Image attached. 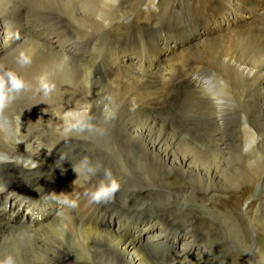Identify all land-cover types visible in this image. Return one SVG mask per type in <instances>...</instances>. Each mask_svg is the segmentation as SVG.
I'll use <instances>...</instances> for the list:
<instances>
[{
	"label": "bare ground",
	"instance_id": "bare-ground-1",
	"mask_svg": "<svg viewBox=\"0 0 264 264\" xmlns=\"http://www.w3.org/2000/svg\"><path fill=\"white\" fill-rule=\"evenodd\" d=\"M191 1L192 0H190V3L193 4L192 2L194 0ZM203 1H199L201 2L198 11V13L200 12V19L203 21L209 19L210 23L207 28L212 30V32L216 29H225L224 32L213 33L210 37L209 35L208 37L204 35L201 41L197 39L199 42L194 40L185 44H179L175 41L171 42L165 34L163 38H161L160 35H153L152 38L149 35L148 37L145 36L147 43L149 42V45L157 48L155 52L158 54L157 61L153 60L154 62L151 64L148 62V55H142V64L139 66L138 58L133 61L132 57H128V50L124 52L119 50V55L122 58L128 57L126 64L120 65V68L124 70V72H118L116 75L115 68L112 67V62L111 64H101L100 67H104V75L98 76H95L90 71L93 59H88L90 62L89 64H79L63 55L51 52L50 48L39 45L36 40L39 34H46L53 37L55 41L61 42L63 45L70 40L67 46L70 44L78 46L77 35L82 31L78 26L68 22L63 25L62 22H60L62 26H58L59 24L54 25L52 22H49L54 19L45 15H39V12V14H37L36 7L32 6L33 3L30 12H26L19 7L9 8L8 6L6 11L5 9L4 11H0V63L9 58L11 59L20 46L32 44V48L36 53L40 49L43 55L46 57L51 56L56 60L57 68L53 75L54 77L70 76L73 73V67L80 68V66H82L86 70L87 78L97 82L110 83L113 85L127 84L128 86H136L137 84L146 88L142 90L151 93V95L154 94V88L148 90V87L151 85L154 86L155 90L158 91L157 96L155 97V94L153 96V100L155 99L156 101L151 99L150 102L153 103L152 106L154 108L157 107V110L168 107L165 104L166 99L171 97L169 96L170 94L178 90H182L184 93L187 92V94L191 91L199 95L205 93V90L208 88V83L200 74L201 70L199 67L203 65V62L200 60H202L208 45L216 42L223 43L224 47L218 54V61L222 67H236L234 72L237 75V83H234L233 87L230 88H232L236 94L237 106L244 115L242 118L249 124L255 122L254 124H258L261 129L254 128L249 139L244 138L243 135L236 130L235 135L231 136L230 132L232 129L229 128L227 124L228 115L226 113L229 108L227 106L224 107L223 103L220 101L221 98H210L206 105V128L202 133H193L192 137L195 135L196 139L194 138L195 140L193 141L191 151L187 149L184 150L188 145H181V143L176 140V137L154 136L150 131L157 124L156 119V122L149 125L148 129H138V126L135 127L130 124L128 128L125 130L123 129V133L127 145L137 149L141 153L139 157L144 159L142 161L153 164L152 167L156 172L155 180L161 181V184L149 183L151 184L149 187L161 190L163 195L166 194L165 196L168 197V200L171 199L175 208L182 214L191 205L204 204L205 211H207L216 222V225H213L216 227L215 231L209 230L208 227L205 229L210 239L212 236H219V238H214V245H211L202 234L198 233L197 226L192 219L183 223L181 226L182 234L175 235L179 240L181 239V245L175 248V251L178 253L175 260L170 264H227L229 254L232 255L234 253L231 251L224 252L221 249L226 243L237 247L242 255H236H239L242 259L245 258L248 264H264V198L262 197L264 194L262 190L264 189V132L262 131L264 130V67L257 66L258 59L264 58V4L260 6V0L248 1L250 4L245 5L250 9L245 8L237 10L233 15L230 13L231 16L237 17L233 20H229L228 26H225L223 22L218 26H213L212 23L215 22L208 15L209 10H207L205 5L207 3L203 4ZM195 2L198 3V0H195ZM173 4L178 5V7L175 8L174 5V9L172 10L168 8L170 4L165 6L160 0H114L113 2L105 3L102 7V9L106 8L107 13L104 19L105 23L101 26L105 31L103 35L113 39L114 43L121 42L122 44L125 40H132V36L130 40L128 38L130 33L134 32L140 34L141 31L139 26L141 25H150L151 31L154 32L152 23L157 26L162 24L166 30L167 26L170 25L169 20H175L178 15L180 17L185 11L187 12V8L190 6L186 0L185 3L179 0H173ZM240 4L241 3H239V5ZM195 5L198 6L199 4ZM219 6L222 7L220 4ZM192 8L193 7H191V10H193ZM259 9H262V11H260L257 16L254 13L256 17H253L254 15L250 13V11L255 10L256 12ZM196 11L197 10H195V12ZM52 14L53 13H51V15ZM182 17L186 18L185 16ZM165 18H168V20H166L167 24L163 23V19ZM56 19H58L57 16ZM175 21L179 22L180 19L179 21L177 19ZM237 21L244 23L240 24L238 22L239 24L237 23L238 25L234 26ZM42 27L46 30L41 31ZM205 31L206 30H204V32ZM86 37L88 38V36ZM199 38L201 37L199 36ZM246 38L251 41L250 44H239L240 41ZM84 39L87 40L85 37ZM134 40L136 42L139 40L137 45H133L138 46L140 40L143 39L138 37ZM130 44L132 45V43ZM164 44V54L159 53V51H161L160 48H162ZM79 49L83 48L79 47ZM193 54H199L200 58L198 59L200 60L197 61L198 63L193 58ZM190 66L195 67V70L188 73L186 70ZM133 67L137 69L140 68L139 70L142 71L141 76H139L140 74H136L137 70H133ZM18 70H21V72L23 71L22 74H35L36 71L35 67H21ZM40 70L41 68H39V71ZM33 88L37 93H45L36 81L33 84ZM157 100H159V102H157ZM78 101L76 103H78ZM97 101H99L98 98L94 103L84 105L82 109H78L75 112L71 110L70 116H72V118L69 120L70 122H59L58 125H56L55 131H53L54 139L50 144L44 143V140L40 138L41 136L34 134L35 132L33 133L32 130V133H28L30 123L26 116L9 117V114H7L9 106L7 105L2 116H0V126L3 128V130L0 131V144H5L4 147L7 148L9 152L7 154L8 156H6L7 158L4 157L3 154H0V183L8 180L9 173L6 171V167L10 165L11 162H13V164H11L12 166L23 164L27 158L34 162V164L36 162V164L47 162L46 167L43 169H40L41 167H35L29 170L27 176L28 180L30 182H37L41 177H46L47 175L52 176V183L61 189L60 194L64 193L68 195L69 208L75 214H78L83 208L92 205L90 193L94 191L99 182L104 179L105 172H110L112 177L115 178L120 185L117 191L118 194L108 201L97 204L107 203L110 206L114 205L117 210H121L125 213L132 211L133 214H140L145 217H150V215L153 217L155 216V219H139V223L131 226L132 234L127 235L119 231V227L115 226L112 221H108L107 225L99 227L92 223L77 219L75 216H68L64 214V211L50 219L38 223L26 219L25 212L21 214L17 222L7 223L6 219L1 217L2 213L0 212V253L9 248L14 238H16L18 241L14 246L18 251L16 252L22 256L27 255L26 249L30 246L34 254L41 255L47 260V264H89L69 254L57 255V250L59 252L66 246L69 233L76 229L79 232L81 242L85 244L89 242L90 245L88 249L97 250L98 252L113 251L116 255L121 257V264H159L154 260V255L149 256L143 249L142 242L134 238V235L138 234V227H140L142 230L141 234L145 237V245L151 246L152 249H154L158 241L159 243H167L165 240H167V235L170 231L162 234V230L166 225L179 226L174 223L175 220H173V218L166 219L163 213L164 211L156 209L157 207H155L153 201L147 199V192L144 190L143 186L142 188L133 187L135 178L128 169L114 170V168L108 170L107 167L97 169L94 175H90L88 172L84 176H80L81 178L76 186L71 183L70 177L66 176L67 170H73L74 166L76 168L77 163L81 164V160H83L87 152L97 150L102 154V159L106 155L104 149L98 147L97 144L89 139L90 137L78 134V128L70 130L75 124L86 122L91 118L99 119L94 116L93 110H91V106H97ZM23 106H25V104ZM152 113L154 114V112ZM248 114H250V118H248ZM140 115L141 113H139L138 117H140ZM251 116H253L254 122L251 121ZM188 126L189 125L183 123V127L189 130ZM10 127L13 128L12 131ZM130 127L132 128L129 130ZM29 139L35 142V146L31 147L32 152L25 150L22 146L25 145L24 142ZM76 144H78V147ZM61 149L66 150L64 151ZM10 151L11 153L14 151L17 152L10 154ZM3 152H5V150ZM32 156H37L36 161H33ZM107 159H109V157ZM60 170H63V172L66 171V174H63ZM171 173L186 178V183L182 185L181 189L178 190L173 188L174 184L172 179H164L166 175ZM13 178L16 179V175ZM242 181H247L249 183V186L244 188L248 189L251 186L256 187L255 195L251 192L248 193L245 196V202L234 197H229L226 200L218 202L214 201L213 196L217 189L226 186L235 189ZM80 191H83L82 196L79 195ZM201 191L204 192L203 195H199ZM157 195L160 196L161 194L158 193ZM131 199H134L132 204H130ZM207 201H210L212 204L206 206L205 204ZM248 201L250 202L246 203ZM73 204H75V207H73ZM243 205L245 206L244 210L242 208ZM147 211L149 212L147 213ZM153 223L156 225L150 226ZM43 231H50L55 236L52 243L44 242V240L40 238V234ZM255 236H258L256 240L254 239ZM10 237H12L11 242L9 240ZM174 242L175 240L170 241L171 246H177ZM198 243L202 244L201 247L199 246L200 248H197ZM179 254L181 255L180 258H178ZM248 258L251 259V263Z\"/></svg>",
	"mask_w": 264,
	"mask_h": 264
},
{
	"label": "rangeland",
	"instance_id": "rangeland-1",
	"mask_svg": "<svg viewBox=\"0 0 264 264\" xmlns=\"http://www.w3.org/2000/svg\"><path fill=\"white\" fill-rule=\"evenodd\" d=\"M17 1H15V0H11V1L10 0H0V11H4V9L6 11L8 9V6H9V8H11V7L12 8L13 7L18 8L19 7L26 12H30L31 11L30 9H32L31 5L33 3L32 6L36 7L35 9L37 10L36 11L37 14L40 13L39 15H45V16H48V17L54 19V20L49 21V22H52L54 25L59 24L58 26H62L63 24L68 22V23H73L76 26H78L82 30L79 33L80 35L79 34H78L79 36L77 35V41L79 43L78 47L84 48L85 47L84 44H86L88 41H91V40H96V41L102 40L100 42L111 43V44H121V42H115L114 43L113 39L109 38L106 35H103V34H105V31L103 28H101L102 24L105 23L104 19L106 18V14H107L106 8L102 9V7L105 3H110V2H113L114 0H43V1L42 0H28V1L27 0H20V1L17 0ZM160 1H162V4L165 6L170 4L168 8H170L172 10L174 9L173 6L175 4H173V0H160ZM179 1H181L182 3H185V0H179ZM186 1L188 2V4L190 6L187 8V12L186 11H185L186 13L184 12L185 15L183 13L180 16L181 18L178 15V17L176 19L178 21L180 19L179 22L175 21L176 19L173 21L169 20L170 25L169 26L166 25L168 30L167 29L165 30V27L162 24H159L157 26L154 23H152L154 32L151 31V29H150L151 27L148 24L145 26H142V25L139 26L140 31H141L140 32L141 35L138 33H134V32H132L133 34L130 33L128 35V38L130 40L131 36L133 37L132 40H130V43H132V45L130 44L131 46H129V48H128V46L126 44V42L128 40L123 41L121 44V49H120L121 52H124L125 50H128V53L133 52L137 47V46H133V45H135V44L137 45V43L139 41L138 40L136 42L134 39L138 38V37H141L143 39V41L147 45H149L150 43L149 42L147 43V40H146V37H148V35L151 38L153 37V35H155V36L160 35L161 38H163V35L165 34L168 37V39L171 40V42L175 41L179 44H183V43L185 44L187 42L189 43V42H192L194 40L199 42L204 38V35L207 37L209 35V37H210L213 35V33H220L222 31L223 32L225 31V29H222V30L216 29L212 32V30L207 28L209 23H210L209 19H205L204 21L200 19V17H199L200 12L198 13V11H199L200 3L203 0H198V3L195 2V0L194 1L192 0L193 2L192 1L191 2L194 5L190 3V0H186ZM199 1H201V2H199ZM248 1L251 2V0H218V1L217 0H204L203 4L207 3L205 5H206L207 10H209L208 15L215 22V23H212L213 26H216V25L218 26L221 24V22H223L225 24V26H228L229 20H233L237 17V16H231V14L233 15L237 10H240V9H245V8L250 9L249 7H247V5L250 4ZM239 3H241V4L239 5ZM37 4H39V5H37ZM195 4H197V5L199 4V5L196 6ZM219 4L222 5V7L219 6ZM245 4H247V5H245ZM259 4H261L260 6H262L264 4V0H260ZM14 5H16V6H14ZM28 5L30 6V8ZM177 7H178V5H175V8H177ZM191 7H193L192 9L194 10V12H193V10H191ZM195 10H197L196 11L197 13L195 12ZM42 11H44V12H42ZM188 11H190V12H188ZM260 11H262V9L261 10L259 9L256 12H255V10H251L250 13H252L253 15L255 13V15L257 16L260 13ZM51 13H53L52 14L53 16L51 15ZM187 13H188V15H187ZM194 13H196V14H194ZM192 14H193V16H192ZM255 15L253 17H256ZM56 16L58 19H56ZM182 16H185L186 18H184ZM232 17H234V18H232ZM166 20H168V18L163 19V23L167 24ZM184 20H185V22H184ZM60 22H62V25ZM238 22L240 24L244 23V22L237 21V22H235L234 26L238 25L239 24ZM222 26H224V25H222ZM42 28H41V31L46 30V29H44V27H42ZM89 28H91V29H89ZM203 29L206 31L204 32ZM229 29H232V28H229ZM229 29H226V30H229ZM177 33H179V34H177ZM195 35H197V36L199 35L201 38H199V36L197 37ZM249 35H251V34H249ZM43 36H47V35L44 34ZM82 36H83V38H82ZM86 36H88L89 39ZM84 37L87 40H85ZM105 37H106V39H105ZM144 38H145V40H144ZM197 39L198 40L200 39V40L198 41ZM105 40H107V41H105ZM140 41H142V40H140ZM163 41H164V39H163ZM171 42H169V43H171ZM245 43L250 44L251 41L248 38H246V39L239 42V44H242V45H245ZM38 44H39V42H38ZM174 45H176V44H174ZM223 47H224V44L221 42H216V43H212V44L208 45L206 47V51L203 54L204 56L202 57V60L198 59V58H200L199 54H193L192 55L196 62L198 60L203 62L202 67L201 66L199 67V69L201 71L200 70L199 71L201 72L200 74L203 76L202 78L205 81H207V83H208V88L205 90V93H203L202 95H199V94L192 93L193 91H191L187 94V92L184 93L182 90H178L177 92L170 94L169 96H171V97L166 99L165 104L168 107L156 110L157 107L154 108L152 106L153 103L150 102L151 99L153 100L154 94H155V97L157 96L158 91L155 90L154 86L151 85L150 87H148V90H150V88H154V94L151 95V93L144 92V90H142V89H146V88H143L137 84H136V86H133V85L128 86L127 84L126 85H124V84L123 85H117V84L113 85L110 83L97 82V81H94L92 79L87 78L86 70L82 66H80V68L79 67H73L72 68L73 73L70 76L65 75V76L54 77L53 75H54L55 70L57 68L56 60H54L51 56L46 57L45 55H43L40 52V49L36 53L32 48V44L31 45L30 44H24L17 49L16 53L12 56L11 59L9 58L8 60H6L7 62L4 61V62L0 63V68L14 72L20 78L24 79V81L28 80V81H26L27 84L29 83L28 87H27L28 89L26 88L23 91H21L20 93H17L16 96L14 97V99H12L11 102L8 104L9 109H8L7 114H9L8 115L9 117L21 116V115L26 116L29 119V123H30L28 133L29 132L32 133V131H33V133L35 132L34 134H38L39 136H41L40 138H42L44 140V143L50 144L54 139V132L53 131H55V127H57L56 125H58L59 122H70L69 120L72 118V116H70L71 110H74V112H75L78 109H82L84 105L94 103L95 100L98 98L99 101H97L98 102L97 106H91V110H93L94 116L98 117L99 119L91 118L90 120H88L86 122L85 121L81 122L79 124L80 127H78L77 133L81 134V135H85L87 137H90L89 139L92 140L95 144H97L98 147L103 148L104 151L106 152L105 157L102 159V154L97 150H93V151L86 153L83 160H81V164L77 163L76 168L74 166L73 170H70V171L67 170V174H66V171H64V172H63V170H60V171H62L63 174H66V176H69L71 183L74 186H76L77 183L79 182L80 178L89 172L88 171L89 167H94L96 170L97 169H103L106 167L108 168V170H112L114 168H115L114 170H120V169L126 170V169H128L130 171V173L135 178L134 179L135 182L133 184V187L142 188V186H143L144 190H146V192H147L146 193L147 199L153 201L155 207H157L156 208L157 210L160 209V210L164 211L163 213H164V216L166 219L173 218V220H175L174 223L177 224V226H179L180 231H182L181 226L183 225V223H185L187 220L189 221L192 219L193 222H195V225L197 226L198 233L202 234L204 236V238L211 245H214V243H215L214 238H216V237L219 238V236H212L210 239L209 235L206 232L207 230H205V229L208 227L209 230L215 231L216 227H214L213 225H216V222L211 217V215H209L208 212L205 211L204 204L203 205L202 204L191 205L182 214V213H180V211L177 208H175L172 200L171 199L168 200V197L165 196L166 194L163 195L161 190H156L154 188L152 189L151 187H149L153 183H157L159 185V184H161V181L155 180L156 172H155V169L152 167L153 164L148 163V162H143L142 160H144V159L139 157L141 153L137 149L127 145L126 138H125L124 133H123V129L125 130L126 128H128V126L130 124L134 125L135 127L138 126L139 127L138 129H148L149 125H152V124H154V122L157 121V124L150 131L154 136H163V137L165 136V137H174V138L176 137L177 138L176 140L178 142H180L181 145H184V146L188 145L184 150L187 149V150L191 151L193 141L196 139L195 135L192 137L193 133L194 132H195V134L202 133L206 128L205 127V124H206V122H205L206 116L205 115H206L207 101L210 98H221L220 101L223 103L224 107L227 106L229 108L226 111V113L228 115L227 124L229 125V128L232 129L230 132V135L234 136L235 130H236L237 132H240L244 138L249 139L251 137L253 131H254V128H260L261 129V127L258 124L257 125L254 124L255 122H254L253 116H251V121L254 122L252 124L247 123L246 120H244V118H242V116H244V115H243V112H241L237 106V102H236L237 98L235 97L236 94H235L234 90L232 88H230V87H233L234 83L235 84L237 83V75L234 72V70H236V67H230V68L229 67H222V66H220L219 61H218V54L222 51ZM239 47H241V46H239ZM164 48H165V44L162 46V48H160V50H161L160 53L164 54V52H165ZM156 49H157L156 47H152L151 45H149V47H147V53L149 55L154 53L155 61L158 60V57L155 53L157 51ZM218 50H219V52H218ZM13 59H14V61H13ZM141 64H142V58H141ZM257 66L258 67H264V58L258 59ZM21 67H35V70H36L35 74H33V73H31V74H24L23 73L22 74L23 71L21 72V70H18ZM39 68H41L40 71H39ZM231 68H232V70H231ZM134 69L137 70L136 74L137 75L140 74L139 76H141L142 71L139 70L140 68L137 69V68L133 67V70ZM194 70H195V67L190 66L187 68L186 72L190 73ZM115 73H116V71H115ZM88 79H89V81H88ZM222 80L225 82H223ZM35 81L40 86H41V82L43 81V82L49 83L51 85H54V87L48 93H43V94H42V92L37 93V92H35V90L33 88V84ZM210 86H211V88H210ZM233 92H234V94H233ZM39 93H40V95H39ZM27 99H29V100H27ZM144 99L146 100V102ZM30 100H31V102H30ZM77 101H78V103H76ZM157 102H159V100H157ZM24 104H25V106H23ZM36 106H38V107H36ZM76 107H77V109H76ZM244 111L247 112L246 110H244ZM152 112H154L155 115ZM139 113H141L140 117H138ZM248 116H249L248 118H250V114H248ZM155 119H156V121H155ZM183 123L189 125L188 126L189 130L187 128L183 127ZM34 127H36V128H34ZM131 128L132 127H130L129 130ZM10 129H11V131L13 130L12 127H10ZM262 131L264 132V130H262ZM163 132H164V134H163ZM14 136H16V135H14ZM231 136H230V138H231ZM197 138L200 139L199 137H197ZM4 146H5V144H0V149H1L0 154L1 155L3 154L4 157H6V156H8L7 154L9 151ZM76 146L78 147V144H76ZM127 146L130 148H128ZM118 147H120V148H118ZM4 150H5V152H3ZM61 150L65 151L66 149H61ZM15 152H17V151H14L13 153H11V151H10V154H14ZM91 152H93V153H91ZM107 156L109 157V159H107L108 158ZM84 159L85 160L87 159V160L85 161ZM61 175H62V173H61ZM164 179H166V180L172 179L173 184H174L173 188L178 189V190L181 189L182 185H185V183H186L185 177L178 175V174H174V173L166 175V177H164ZM149 183H151V184H149ZM247 186H249V183L247 181H242L236 186L235 189H232L230 186L219 188L216 190V193L213 196L214 201L218 202L221 200H226L229 197H231V198L234 197L236 199L237 198L241 199L245 202V196L250 192L253 195H255V189H256V187H254V186H251L248 189L244 188ZM262 190L264 191V189H262ZM158 193H160L161 195L158 196L157 195ZM203 194H204V192L201 191L199 195H203ZM262 197L264 198V194L262 195ZM249 202L250 201H248L246 203H249ZM211 204L212 203L210 201H207L205 205L209 206ZM242 208L244 210L245 206L243 205ZM148 212L149 211H147V213ZM171 213H173V214H171ZM1 217L4 219V216L1 215ZM146 217L155 219V216L153 217L151 215H150V217L149 216H146ZM134 223H139V221L134 220ZM154 225H156V224L153 223L150 226H154ZM213 233H215V232H213ZM54 237L55 236L50 231H43L40 234V238L42 240H44V242H47V243H52L54 240L53 239ZM257 238H258V236L254 237L255 240ZM9 240L11 242L12 237H10ZM17 241H18V239L14 238V241H12L13 243L10 244V247L5 249L2 252L3 254L0 253V258H2L3 256H5L11 252L13 256L15 255L14 257L19 262L18 264H47V260L45 258H43V256H41V255L34 254L33 251L31 250L32 247H30V246H28V248L26 249V252H27L26 256H22L19 253H17L18 251L15 249V246H14V244H16ZM180 242H181V239H180ZM89 245H90L89 242L87 244L81 242V238L79 236L78 230L74 229L72 232L69 233V236H68L67 241H66V246L64 247V249L59 251V252L57 250V255L59 256V255L69 254V255L77 257L78 259H80L84 262H87L89 264H121L122 263V259H120L121 257L119 255H116L115 252H113V251H109V252H100L99 251L98 252L97 250L95 251V250L88 249ZM201 245H202L201 243H198L197 248H200ZM81 246H82V248H81ZM263 246H264V244H263ZM221 249L224 252L231 251L232 253H234L232 255L229 254V259L227 261V264H231V263L232 264H248V261L245 260V258L242 259V257H240L239 255H236V254H240V255H242V254L240 251H238L239 249L237 247H235L234 245H231V244L229 245L228 243H226V245L224 247H221ZM25 258H26V260H25ZM37 260H39V261H37ZM88 260H90V261H88ZM154 260H155V257H154ZM109 261H111V262H109ZM249 262L251 263V259H249ZM144 264H148V263H144Z\"/></svg>",
	"mask_w": 264,
	"mask_h": 264
},
{
	"label": "clouds",
	"instance_id": "clouds-1",
	"mask_svg": "<svg viewBox=\"0 0 264 264\" xmlns=\"http://www.w3.org/2000/svg\"><path fill=\"white\" fill-rule=\"evenodd\" d=\"M28 87V84L20 78L17 74L10 70H4L0 68V116H2L6 106L14 99L17 93H20ZM54 85L46 82H41V88L45 93L52 90ZM80 127L79 124L72 126V129ZM3 128L0 126V131ZM88 171L90 175H94L96 169L89 167ZM120 185L118 181L112 177L110 172H105V177L95 187V190L90 193V200L94 203H100L110 200L114 194L118 191ZM75 207V204H73ZM0 264H18L17 259L11 254H7L0 258Z\"/></svg>",
	"mask_w": 264,
	"mask_h": 264
}]
</instances>
